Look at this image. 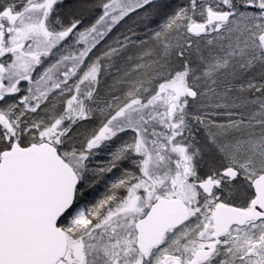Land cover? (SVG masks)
I'll return each instance as SVG.
<instances>
[{
    "label": "rangeland",
    "instance_id": "1",
    "mask_svg": "<svg viewBox=\"0 0 264 264\" xmlns=\"http://www.w3.org/2000/svg\"><path fill=\"white\" fill-rule=\"evenodd\" d=\"M38 3L0 0V10L9 7L12 13L21 11L28 17L29 29H42V16L35 8ZM210 10L229 11L231 18L209 25L203 35L192 34L189 25L206 22ZM152 14L148 28L129 35L133 48L107 52L100 70L101 88L106 93L108 114H118V123L108 124L102 131L90 130L91 138L106 137L108 144L116 143L119 154L134 155L132 166L123 161L117 171L89 170L81 150L84 140H79L76 155L69 156L72 147L66 116L73 86L45 57L37 65L25 62L27 72L37 67L34 75H41L43 81L31 87L33 93L41 94L38 99L34 96L26 114L23 139L25 143H55L82 177L77 202L62 222L71 246L61 264H165L173 258L168 251L173 249L170 243L142 262L134 257L129 248L132 229L128 226L134 214L127 210L121 216L122 206L137 202L138 197L140 207L160 194H172L171 188H175L190 203L189 224L194 226L198 221H209V216L205 211L197 214L198 189L179 184L183 165L178 172L173 162L189 157L195 169L200 165L209 169L210 165L238 164L246 166L251 176L264 168V0H207L190 5L155 0ZM35 42V47L41 48L42 40ZM187 88L196 92L197 99L187 97ZM118 106L121 108L116 109ZM169 106L174 108L173 114ZM153 111L160 112L155 114L159 124L151 125L150 130L139 126L142 115ZM187 118L193 123L182 124ZM169 120L172 125L178 123V128L169 130ZM6 130L0 129V151L10 145L3 135ZM104 159L112 161L109 155ZM95 165L101 164L96 161ZM158 179L167 181L161 189L157 188ZM101 188L105 191H98ZM190 225L175 235L188 234ZM115 245L119 250L116 254L122 257L113 256ZM192 258L190 252L184 261ZM205 264H264V252L252 238L235 240Z\"/></svg>",
    "mask_w": 264,
    "mask_h": 264
},
{
    "label": "flooded vegetation",
    "instance_id": "2",
    "mask_svg": "<svg viewBox=\"0 0 264 264\" xmlns=\"http://www.w3.org/2000/svg\"><path fill=\"white\" fill-rule=\"evenodd\" d=\"M38 1L39 3L35 5V8L40 17L42 16L40 26L42 29H29L28 17L21 11L12 13L9 7L6 10L5 7L0 10V31L3 34L0 49V129L2 127L8 129L5 133L3 132V135L6 134V141L10 143L9 146L0 151V154L15 143L21 147H26L31 144L47 142L53 145L61 155L55 143L49 140H43L39 143L33 141L25 143L24 133H22L23 128L26 127L24 126L27 122L26 114L31 110L35 101L34 96L38 99L41 94L36 90L33 93L31 87L43 81L41 75H34L37 67L30 73L27 72L25 62L31 61L37 65L45 57L49 60L50 65L57 66L60 77L66 78L69 84L73 86L68 96V113L66 116L69 146L72 147V153L69 156L74 157L76 155L75 151H79L76 146H80L79 143H81L79 140H84L83 144L81 143V150L86 156L89 170L98 167L101 172L107 169H112L111 172L117 171L118 167L123 166V161H125L126 166H132L135 160L134 155L123 156L119 154L116 143L108 144L104 136V138L93 139L90 137V130L96 128L102 131L108 124L118 123V114H108L106 93L101 88L104 86L100 72L101 66L106 63V57L109 54L107 52L116 51L117 53L123 48L132 47L134 42L129 35L151 25L155 0ZM170 1L190 5L193 2L207 0ZM194 23L206 24L208 28L209 25L220 22L207 25V21H200L191 24ZM36 39L42 40V43H39L41 48L35 47ZM195 99H197V95L191 100ZM117 108H121V106ZM136 108L140 109L141 107L137 105ZM144 119L151 121L153 114L147 112V114L142 115V120L145 121ZM184 121L186 123L182 122V124L193 123L189 118ZM169 123V130L178 126V123L172 125L170 120ZM107 155L112 157V161L111 159H104ZM67 161L74 168L80 180L76 192L77 200L82 177L74 164L69 160ZM96 161L100 162L101 165H95ZM173 164L178 172L183 165L180 173L182 174L180 185H184V188L187 184L197 187L198 193L195 201L196 209L199 210L197 214L200 216L204 211L207 212L209 221H202L201 223L198 221L194 226L190 225L189 223L192 221L190 203L187 202L184 194L180 195L175 191V188H171L173 196L172 194H160L151 203H143L140 207L137 203V197V202L127 203L120 209L118 208L121 216L123 211L127 210L134 214L128 226L132 229L129 236L131 242L129 248L133 251L135 258L142 262L144 258L163 249L166 244L170 243L173 249L168 251L173 258L165 264L174 261H178L180 264H189L197 252L208 250L211 251L208 259L199 263L205 264L219 249L229 248L231 242L235 240L244 242L250 238H252V243H259L261 251L264 252V179L257 186L259 190L257 191L255 188V181L264 175V168L251 176L247 173L246 166L241 167L238 164L210 165L209 169H202L200 165L195 169L190 166L189 157H184L182 162H173ZM198 177H202V179L198 181ZM207 179L210 180L211 186L204 189L200 183ZM166 182V180H156L157 188H163ZM171 185L174 187L175 181H172ZM98 191L104 192L105 189L101 188ZM160 198H180L188 207L189 217L179 227L168 230L159 245L152 247L147 253H142L136 244V223L146 216L151 206ZM219 206L231 207L248 213L252 215V218L223 228L222 225H216L214 219V213ZM187 225H190L188 234L175 235L178 230ZM61 228L63 229V226ZM224 229L226 230L222 233ZM188 230L186 229L185 232ZM67 238L66 256L69 254L71 246L68 234ZM115 250L113 256H123L116 254L118 250L116 245ZM190 252H193V258L190 261H184ZM95 264H101V262Z\"/></svg>",
    "mask_w": 264,
    "mask_h": 264
},
{
    "label": "water",
    "instance_id": "3",
    "mask_svg": "<svg viewBox=\"0 0 264 264\" xmlns=\"http://www.w3.org/2000/svg\"><path fill=\"white\" fill-rule=\"evenodd\" d=\"M229 18V12H207V24ZM189 31L202 35L206 24H191ZM2 39L0 31V49ZM185 92L190 99L196 97L191 88ZM263 179L264 175L255 181L257 191ZM78 184L74 169L47 142L27 147L15 143L0 154V264H56L65 256L67 236L58 223L73 207ZM200 186H211L210 180ZM188 217V207L180 198L158 199L136 223L138 250L147 253L162 242L168 230L179 227ZM251 218L226 206H219L214 213L216 225L223 228ZM210 254L199 251L189 264H199Z\"/></svg>",
    "mask_w": 264,
    "mask_h": 264
},
{
    "label": "trees",
    "instance_id": "4",
    "mask_svg": "<svg viewBox=\"0 0 264 264\" xmlns=\"http://www.w3.org/2000/svg\"><path fill=\"white\" fill-rule=\"evenodd\" d=\"M148 104H150V103H148ZM153 115H154V117L155 118H153L151 121H148V120H145V121H141L140 120V123H139V126H143V125H145L146 126V128L148 127V130H150L151 129V125L153 126L155 123H158L156 120V116H155V114H160V112H155V111H153V112H151ZM141 114V113H140ZM143 114V113H142ZM159 124V123H158ZM136 128H138V124H136ZM135 128V129H136ZM143 128H144V126H143ZM160 135H158V137H159ZM77 202V201H76ZM69 213V212H68ZM68 213L66 214V215H68ZM66 215L63 217V219L60 221V226H62V222L64 221V218L66 217ZM101 259V258H100ZM101 262V261H100Z\"/></svg>",
    "mask_w": 264,
    "mask_h": 264
}]
</instances>
